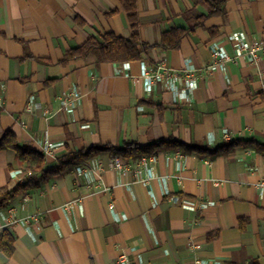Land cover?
<instances>
[{
  "label": "crops",
  "instance_id": "crops-1",
  "mask_svg": "<svg viewBox=\"0 0 264 264\" xmlns=\"http://www.w3.org/2000/svg\"><path fill=\"white\" fill-rule=\"evenodd\" d=\"M207 10L200 0H138L141 38L157 45L164 31L188 27L184 12ZM104 32L131 35L118 0H0V139L11 130L21 147L50 146L45 170L69 151L129 141L264 145V52L255 61L236 54L237 35L264 42V0H229L179 48L155 46L142 60L60 62ZM214 48L231 59L215 63ZM160 65L195 68L196 86L145 76ZM147 157L146 165L123 158L119 171L102 149L21 190L0 208V233L14 237L0 264H115L121 252L130 264H264V153L239 145L214 156L161 148ZM29 165L15 149L0 150V188L35 178L18 181Z\"/></svg>",
  "mask_w": 264,
  "mask_h": 264
},
{
  "label": "trees",
  "instance_id": "trees-1",
  "mask_svg": "<svg viewBox=\"0 0 264 264\" xmlns=\"http://www.w3.org/2000/svg\"><path fill=\"white\" fill-rule=\"evenodd\" d=\"M118 1L130 22V37H123L114 32H104L97 36H91L82 45L67 50L60 61L62 64H67L71 60L85 59L89 55H95L101 62L135 61L142 60L155 46H159L164 50L177 49L180 47L182 39L194 32L197 27L203 26L208 17L225 14L226 5L229 0H200L207 7V14L195 17L192 15V11L184 12V16L188 20V27L175 26L164 31L161 41L157 45H151L141 38L139 30L138 0ZM117 12H119L118 9L111 11L110 14ZM78 21L81 24L83 23L82 20ZM211 31L214 33L213 29H211ZM28 56L32 57V55ZM239 145L264 153V145L253 140H235L214 149L186 144L176 139L161 140L147 145L129 141L122 147L105 145L92 146L88 149L78 151H69L60 158L58 166L53 169L45 170L46 159L44 154L31 147L19 146L14 132L7 130L0 139V150L7 148L15 149L22 160L29 161L30 165L28 166V170L34 173L35 178H32L25 185H17L14 188L8 186L0 188V208L9 204L21 190L35 188L40 185L41 181L45 182L56 175H64L74 171L78 166L87 162L102 149L109 150L113 158L118 156L122 158L151 156L161 148L173 150L181 149L185 153L196 151L202 155L208 154L214 156L227 153ZM36 176H39V179L36 178ZM0 249L8 256L13 253L14 237L7 229L0 233Z\"/></svg>",
  "mask_w": 264,
  "mask_h": 264
},
{
  "label": "built area",
  "instance_id": "built-area-1",
  "mask_svg": "<svg viewBox=\"0 0 264 264\" xmlns=\"http://www.w3.org/2000/svg\"><path fill=\"white\" fill-rule=\"evenodd\" d=\"M237 38H240L238 41V44L236 46V54L240 55L243 53H247L249 55V58L251 61H255L260 57V51L264 52V42L260 40H256L255 42H246L243 41V37L241 35H237ZM242 38V39H241ZM212 58L213 61L216 62H223L227 61L230 58L227 53H225L223 50L219 48H214L212 51ZM209 69V68H208ZM211 70V69H209ZM145 76L147 78H151L152 80L156 81H162L167 80L171 83H173L176 79H178L180 76L184 79V82L189 89H193L196 86V80H197V72L196 69L193 67H190L189 69L184 70V72L180 73L174 69H171L165 65H160L156 70L153 72H149L148 70H145ZM78 94L76 92H69L63 97V104L68 105L71 100H73L75 97H77ZM43 153L45 155H51L52 150L50 149V146L46 145L43 149ZM149 157L143 156L140 158V162L143 164H147ZM115 167L120 171L124 170L126 165L123 161V158L118 156L113 159ZM33 177L32 172H27L23 175V177H20L18 179L19 183H25L28 179ZM191 248H199V244H189ZM130 256L126 252H121L118 256V260L115 264H130ZM190 264H210L208 261L203 260L201 258H194L193 261Z\"/></svg>",
  "mask_w": 264,
  "mask_h": 264
}]
</instances>
